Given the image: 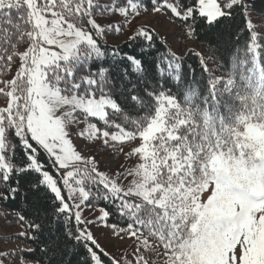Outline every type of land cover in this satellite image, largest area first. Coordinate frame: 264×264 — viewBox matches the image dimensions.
I'll return each instance as SVG.
<instances>
[{"label": "snow or ice", "instance_id": "obj_1", "mask_svg": "<svg viewBox=\"0 0 264 264\" xmlns=\"http://www.w3.org/2000/svg\"><path fill=\"white\" fill-rule=\"evenodd\" d=\"M0 205V264H264V0H0Z\"/></svg>", "mask_w": 264, "mask_h": 264}, {"label": "rangeland", "instance_id": "obj_2", "mask_svg": "<svg viewBox=\"0 0 264 264\" xmlns=\"http://www.w3.org/2000/svg\"><path fill=\"white\" fill-rule=\"evenodd\" d=\"M147 21H140L139 23H145ZM154 25L158 28V30L162 33V35H165L168 37L169 43L172 45L174 49L181 48V41L182 37H176L175 34L177 32V25L175 24H168V23H156L153 21ZM175 37V38H174ZM125 37L122 36L121 40H123ZM119 42V41H117ZM184 47H194L195 45L193 42H186L184 44ZM102 165L108 164L111 161V164L113 167L116 165V161H112L111 157L109 156V153L104 152L102 156L100 157ZM11 215H7L5 213V210L0 208V240H3V243H0V249L2 250H13L17 249V246L20 249H24L29 246V243L27 242H21L20 240L12 239V237L18 233L19 231H22L18 226H12L11 228H5L4 225L12 220ZM101 242L106 244L109 247V250L116 251V250H122L125 248L131 249L132 241L131 240H125V241H116V240H107L103 236L101 237Z\"/></svg>", "mask_w": 264, "mask_h": 264}, {"label": "trees", "instance_id": "obj_3", "mask_svg": "<svg viewBox=\"0 0 264 264\" xmlns=\"http://www.w3.org/2000/svg\"><path fill=\"white\" fill-rule=\"evenodd\" d=\"M193 44L195 45V48L197 49V50H200V51H206V45L205 44H203V43H200V44H197V43H195V42H193ZM190 64H192L194 67H196V69H197V74L199 75L200 74V72H201V70H200V68H199V66H198V60H197V58L196 57H191L190 59H189V61H188ZM209 67L210 68H212V69H216L217 68V66H216V64H213V63H209ZM14 207L15 206H8V207H5V206H3V205H0V208L1 209H3V210H5V213L7 214V215H11L12 217H13V214H14ZM27 243H29V242H27ZM32 247H35V245H31Z\"/></svg>", "mask_w": 264, "mask_h": 264}]
</instances>
